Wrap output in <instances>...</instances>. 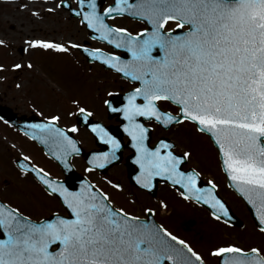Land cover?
I'll use <instances>...</instances> for the list:
<instances>
[{"label":"snow or ice","instance_id":"6c2138e0","mask_svg":"<svg viewBox=\"0 0 264 264\" xmlns=\"http://www.w3.org/2000/svg\"><path fill=\"white\" fill-rule=\"evenodd\" d=\"M78 9L76 15L87 29L130 54V59L122 60L100 49L83 48L89 57L139 83L124 97L122 107L111 108L122 112L127 121L123 128L139 166L136 183L151 189L153 179L161 177L179 186L185 200L209 206L216 220L228 217L229 209L214 193L213 181L207 182L210 187H201L200 172L183 168L190 152L177 155L174 145L165 140L150 147L149 128L138 117L165 128L195 124L197 131L213 139L228 179L256 210L264 232V0H114L102 11L97 0H78ZM125 13L144 18L151 30L132 35L126 28L105 22L113 14ZM169 21L176 22L177 30L187 25V31H165ZM4 43L0 40V45ZM30 45L67 51L61 44L41 40L30 41ZM162 104L175 105L178 112L173 114ZM78 111L85 120L92 116L85 108ZM59 119L53 115L48 124L32 127L46 130L64 155L78 152L71 136L55 126ZM68 131L78 129L73 125ZM91 131L111 146V151L94 153L90 162L104 168L118 159L120 141L100 124ZM20 167L23 171L25 165ZM31 170L46 193L62 201L70 218L56 216L36 222L17 208L0 205V236L6 237L0 238V264H203L183 240L163 226L143 223L123 209H114L109 196L93 190L92 185L82 184L73 191L42 168L32 166ZM170 240L183 245L195 260ZM212 255H224L223 264H264V256L255 247L245 251L229 244L216 248Z\"/></svg>","mask_w":264,"mask_h":264},{"label":"flooded vegetation","instance_id":"af4514ba","mask_svg":"<svg viewBox=\"0 0 264 264\" xmlns=\"http://www.w3.org/2000/svg\"><path fill=\"white\" fill-rule=\"evenodd\" d=\"M71 1V0H70ZM113 0H105L102 7L108 6ZM69 15V13H68ZM70 16V15H69ZM79 21L76 17H72ZM120 21V22H118ZM106 22L114 27H123L128 30L129 33L135 35L147 28L151 30V25L147 21L131 18L127 15H116L112 19L106 18ZM133 24L134 27L129 26ZM84 26V25H83ZM10 29H14V25H9ZM86 29V27L84 26ZM169 29L173 30L174 34H179L181 31H187V25L182 30L176 29V22L169 21L165 25V31ZM7 31L4 28H0V34L3 38L7 39L6 35L1 33ZM87 47L91 49H101L102 51L122 56L123 51L120 49L93 47L90 45V41H98L91 38L90 29H87ZM7 43V42H6ZM4 43L0 45L3 49L11 47V43ZM101 43V42H100ZM19 54H22V48L19 49ZM91 64H97L104 70H109L112 73L118 75L111 69L105 68L98 62H88ZM122 81V87L117 88L114 91H108L107 96L103 103L95 105L93 109H87L86 112H91L92 116L87 119V126L81 125L78 121V111H18L16 105H12V97L8 95L7 89L0 84V107L9 108L11 111H0V162H8L11 167L8 172L0 170V205L17 208L25 216L30 217L33 221L40 222L48 219L50 216L56 214L57 216L69 217L68 212L64 209L60 200L56 195L49 196L44 186L40 183L38 178L31 170L21 167L17 163L18 160H22L27 166H35L36 168H42L45 172L49 173L51 178L68 182L61 165L48 156L44 152L43 148L39 146L35 140L31 139L22 129L34 130L32 125L44 124L49 122L51 116H59L60 119L54 122L56 127H60L65 130L66 134L71 136L77 141L80 148L89 154L93 153V156L89 158V161L85 160V156L79 154H72L69 157V164L74 170V178H78L83 182L87 180L94 188L106 193L109 196V203L111 206L124 212L130 216L138 217L139 219H148L152 217L161 226L166 228L172 235L176 236L178 240H183L193 251L197 252L201 257V260L205 264H220V257L208 255V252H213L218 247L227 246L225 232L231 233L236 238H248L252 241L250 245L245 246L242 243L237 242L235 246L248 251L255 247L260 250V255L264 256V235L258 232L260 228L255 225L252 218L251 211L248 209L243 200L227 185V181L224 173L221 170L219 157L216 148L212 141L203 132L197 131L196 125L184 122L178 125H170L167 128L157 124L155 121H149L143 117H138L141 123L149 128V140L147 143L150 147H154L160 140H165L168 143L174 145V152L177 155H181L184 151L190 152V157L187 162L183 164L184 169H195L200 172L199 186L208 184L209 180L213 181L216 185L214 189L218 198L229 209V216L232 218V222L221 218L216 220L212 213L203 205L195 202L194 200H185L181 197L180 192L173 186L166 182L157 181L155 184V190L152 192L150 189H144L136 183L134 175L138 174V167L135 164V149L130 146L131 138L124 131L123 126L127 121L123 117L122 112L108 111L105 101L109 100L112 96L119 95L117 99L116 107L120 108L126 103L124 96L132 91L135 87L139 86L138 82H132L118 75ZM111 93L112 95H109ZM161 107L165 110L171 111L173 114L178 112L175 105L162 104ZM84 119V116L80 120ZM95 124H100L106 130L120 141L121 147L116 151L118 159L111 161L108 166L99 168L94 163H90L94 160V153L111 151V146L100 141L96 134L91 131V128ZM73 125H76L78 131L73 133L68 131ZM40 136L49 143H53L48 138V132L37 128ZM206 135L213 148L216 151L217 163L214 162V167L211 168L210 164L206 163L202 157V147L198 138L200 135ZM22 142V143H21ZM17 143L18 145H16ZM29 146L39 149L45 156L37 159L32 153L25 149L23 152V146ZM16 145L17 152L13 150ZM62 157H67L69 152L64 155L62 150L59 151ZM27 156L29 159L24 161L23 157ZM88 160V158H87ZM87 169H91L88 171ZM3 176V177H2ZM111 181V183H109ZM69 186H73L71 182H68ZM119 184V189L113 187V185ZM27 191H31V196H27ZM38 192V196H46V201H52L53 204H44L34 198V192ZM176 195L183 200L171 199V196ZM41 199V198H40ZM31 201V202H30ZM55 203V204H54ZM152 209L151 213L145 211V209ZM227 221V222H226ZM249 228L246 231L244 228ZM206 228L215 229L217 234L212 238V233L205 231ZM243 229V230H241ZM205 231V233H204ZM248 233L251 235L248 236ZM264 233V232H261ZM219 235H222L219 237ZM254 239H252V238ZM0 238H6L0 236ZM205 239H207L206 242ZM214 240V241H212ZM239 241V239H237ZM233 245V244H231ZM196 248H198L196 250ZM55 250V246H53Z\"/></svg>","mask_w":264,"mask_h":264},{"label":"rangeland","instance_id":"374dc122","mask_svg":"<svg viewBox=\"0 0 264 264\" xmlns=\"http://www.w3.org/2000/svg\"><path fill=\"white\" fill-rule=\"evenodd\" d=\"M59 2L60 0H0V28L7 30L1 33H7L4 41L11 43L10 48L0 47V66L3 68L0 70V84L7 89L8 95L12 97V105H16L18 111H77L81 107L93 109L95 105L103 103L108 91H114L123 85L122 79L111 71L104 70L97 64L89 66L76 47H73L82 45L89 39L87 31L66 10L57 6ZM10 24L14 25V29L9 28ZM129 26L134 27L130 23ZM0 38H3L1 34ZM33 40L61 44L67 51L32 47L30 41ZM90 42L93 47L108 48L98 41ZM21 48L22 54H19ZM14 64H20L21 67L15 69ZM198 141L204 161L213 168L216 165L214 162L217 163L215 149L206 135L201 134ZM23 147V152L26 149L39 160L40 157L45 158L36 147L33 148L28 143ZM19 148L20 146H16L12 149L17 152ZM10 167V163L0 162L1 171L8 172ZM31 193L33 192L27 191V196L30 197ZM41 196L43 197L40 199L38 192H34V198L39 202L53 204L50 200L46 201L45 195ZM171 199L183 200L176 195L171 196ZM207 229L214 238L216 230L206 228L205 231ZM247 229L249 228H244L245 231ZM224 232L226 243L236 245L239 244L237 242L242 243V239V245L248 246L252 242L248 238L243 239L244 236L236 238L231 233ZM206 241L207 239L204 242ZM200 250L202 249L196 253H201ZM208 255L211 256L212 252H208Z\"/></svg>","mask_w":264,"mask_h":264},{"label":"water","instance_id":"95a60500","mask_svg":"<svg viewBox=\"0 0 264 264\" xmlns=\"http://www.w3.org/2000/svg\"><path fill=\"white\" fill-rule=\"evenodd\" d=\"M104 1L105 0H97V3H98V6H100V9L99 10H101V6H102V4L104 3ZM113 2H114V0H113ZM113 2L111 3V4H113ZM129 2L130 3H134L135 2V0H129ZM76 4H77V9H73V8H71V9H73L72 11H70L69 10V6H71L70 5V2H69V0H63V1H61L60 2V6L61 7H63L64 9H67L68 11H69V13H70V16H74V17H79L78 15H76V11H78L79 9H78V0H76ZM110 4V5H111ZM124 15H127V16H129V17H131V18H134V19H139V20H143V21H146L144 18H141V17H137V16H133V15H131V14H128V13H125ZM113 16H116L115 14H113ZM80 18V17H79ZM81 20V19H80ZM106 22V21H105ZM107 23V22H106ZM91 30V29H90ZM92 32L90 33V37L91 38H94V39H97V40H99V41H101V42H104V43H106L107 45H109V46H111L112 48H114V49H117V48H115V46L114 45H112V44H109L107 41H104V40H101L100 38H99V34L98 33H96V32H94L93 30H91ZM150 31V30H149ZM86 44H87V42L86 41H84V43H83V45L82 46H80V47H77V49L82 53V55L86 58V60L88 61V62H98V63H100V64H102L105 68H107V69H111L108 65H105V64H103V62L101 61V60H96V59H94V58H92V57H89L84 51H83V48H88L87 46H86ZM89 50H92L91 48H88ZM120 50H122L123 51V54H122V56H120L121 57V59L122 60H128V59H130V54H128L127 53V51L126 50H124V49H120ZM101 52L102 53H104L105 55H114V54H109V53H106V52H104V51H102L101 50ZM116 56H118V55H116ZM111 70H113V71H115L114 69H111ZM116 72V71H115ZM122 77H124V78H126V79H129L130 81H132V82H137V81H133V80H131V78H129V77H125L122 73H119ZM131 92V91H130ZM129 92V93H130ZM129 93H127V94H129ZM120 96L119 95H116V96H112L108 101H109V103L107 104V109H108V111H111V108H117L116 107V102H117V99L119 98ZM125 97V96H124ZM0 111H11L9 108H2V107H0ZM86 114V113H85ZM84 115H82V114H80L79 113V111H78V113H77V117H78V121L80 122V124L81 125H86L87 126V120H85V119H81L80 120V118H82ZM49 122H44V124H48ZM31 139H33V140H35V142H37V144L38 145H40L42 148H43V150H44V152L45 153H47L51 158H53L54 160H56L60 165H61V167H62V169H63V171H64V174H65V176H66V180L68 181V182H71L72 184H73V186H69V184H68V182L66 183V182H63V183H65V185L66 186H68L71 190H73V191H76V190H79V188L81 187V185L83 184V185H91L90 183H88L87 182V180H85V181H83V182H81V181H79V179L78 178H74L73 176H74V170H73V168L71 167V165L69 164V157L72 155V154H79V155H82V156H85V160H86V163H87V161H89V158L90 157H92L93 156V153L92 154H89L88 155V153L87 152H85L82 148H80L79 147V145H78V143H77V141L76 140H74L73 138V140L76 142V147L79 149V151L78 152H72V151H70L69 152V155L66 157H62V155L60 154V150H62L61 149V147L60 146H58L57 144H54V143H49V142H46L41 136H40V134H39V131H38V129L37 128H34V130H24V129H22ZM209 135V134H208ZM209 137H210V139L212 140V142H213V144L215 145V147L217 148V146H216V144L214 143V141H213V139L211 138V136L209 135ZM159 143V142H158ZM157 143V144H158ZM156 144V145H157ZM155 145V146H156ZM130 146L132 147V143H130ZM217 150H218V148H217ZM219 152V151H218ZM87 158H88V160H87ZM136 158V152H135V157H134V159ZM219 159H220V164H221V168H222V171H223V173L225 174V176H226V180H227V184L243 199V201L245 202V204L247 205V207L249 208V210L251 211V214H252V217H253V219H254V221H255V224L260 228V225H259V221L257 220V215H258V213L256 212V210L250 205V204H248L247 203V201L244 199V197L242 196V194L240 193V192H238L237 190H236V188L232 185V182L228 179V177H227V174H226V171L224 170V168H223V165H222V161H221V157H220V154H219ZM135 162V161H134ZM17 163L19 164V166H21V164H24L25 165V168H28L29 170H31L32 168L30 167V166H27V164H25V162H23L22 160H18L17 161ZM110 163H108V164H106L105 166H108ZM136 164V163H135ZM137 165V164H136ZM137 167H138V171H137V173L138 174H136V175H134V178H135V180L137 179V177H138V175H139V166L137 165ZM31 172H33L34 174H35V176L37 177V175H36V173L34 172V171H32L31 170ZM157 181H164V182H167L168 184H170V185H172L170 182H168V181H166L165 179H163V178H161V177H156V178H154L153 179V181H152V183H153V187L150 189L152 192H154V190H155V184L157 183ZM62 182V181H61ZM172 186H174V185H172ZM177 190H179V191H182V189H180L179 188V186H174ZM202 187H210V185H204V186H202ZM93 190H97L96 188H94L93 187ZM214 193H215V190H214ZM59 199V198H58ZM60 200V199H59ZM195 201V200H194ZM197 202V201H196ZM60 203L62 204V206L65 208V210L68 212V210L66 209V207H65V205H63V203H62V201L60 200ZM197 203H200V204H202L203 206H205L207 209H209L211 212H212V209H210L209 208V206H207V205H205V204H203V202H197ZM0 204H1V202H0ZM68 214H69V212H68ZM57 215L56 214H54V215H52V216H50L48 219H52V218H55ZM60 217H62V216H60ZM66 218H70V216L69 217H66ZM223 218H225V219H227V220H229V221H231L232 222V218H230V216H228V217H223ZM46 220V219H45ZM141 222H143V223H147V224H149V225H155L156 227H160V225L157 223V222H155L152 218H149V219H139ZM170 243H172L175 247H177V248H180V249H182L193 261L195 260V258L194 257H191V254L190 253H187V249L186 248H184V246L183 245H180V244H178L177 243V241H169ZM230 255V254H229ZM226 257L224 256V255H222V256H220V264H223V261H224V259H225ZM167 264H170V262H167ZM204 264V263H203Z\"/></svg>","mask_w":264,"mask_h":264}]
</instances>
